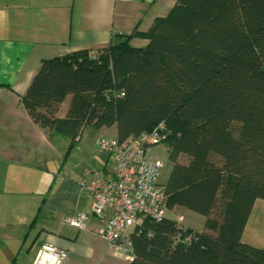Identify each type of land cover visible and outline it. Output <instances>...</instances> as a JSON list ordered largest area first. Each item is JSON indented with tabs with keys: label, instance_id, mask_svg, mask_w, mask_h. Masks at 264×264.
Instances as JSON below:
<instances>
[{
	"label": "trees",
	"instance_id": "16d2710c",
	"mask_svg": "<svg viewBox=\"0 0 264 264\" xmlns=\"http://www.w3.org/2000/svg\"><path fill=\"white\" fill-rule=\"evenodd\" d=\"M113 38L41 60L21 97L28 115L69 147L87 126L122 140L163 124L167 207L203 216V230L146 219L129 264H264V248L242 241L264 199V0H176L148 30Z\"/></svg>",
	"mask_w": 264,
	"mask_h": 264
},
{
	"label": "crops",
	"instance_id": "0c3cea01",
	"mask_svg": "<svg viewBox=\"0 0 264 264\" xmlns=\"http://www.w3.org/2000/svg\"><path fill=\"white\" fill-rule=\"evenodd\" d=\"M175 1L0 0V264H35L45 244L67 252L62 264H115L96 234L103 223L90 215L91 198L81 185L90 179L87 170L112 171V160L92 157L89 144L100 134L116 137L115 127L87 126L69 147V137L31 119L21 97L41 60L107 46L115 34L146 31ZM146 43L129 41L134 47ZM70 97L58 105L56 118L65 117ZM89 127L95 131L86 136ZM74 153L91 169L78 172ZM78 212L88 214L82 230L64 222Z\"/></svg>",
	"mask_w": 264,
	"mask_h": 264
},
{
	"label": "built area",
	"instance_id": "2783aa9c",
	"mask_svg": "<svg viewBox=\"0 0 264 264\" xmlns=\"http://www.w3.org/2000/svg\"><path fill=\"white\" fill-rule=\"evenodd\" d=\"M163 128L159 123L148 132L122 140L102 134L96 136L94 146L112 160L113 169L109 174L87 170L90 179L81 184L91 198L90 215L103 223L96 230L97 236L106 242L114 257L128 263L133 259L132 234L139 231L144 220L160 221L169 217L167 195L164 186L158 184L163 162L146 156L150 147L162 143ZM79 136H75L74 142ZM173 219L183 226L181 216ZM87 221L88 214L82 212L64 219L77 230L85 229ZM189 235L184 240L188 241ZM66 257L65 250L45 244L35 264H62Z\"/></svg>",
	"mask_w": 264,
	"mask_h": 264
},
{
	"label": "rangeland",
	"instance_id": "374dc122",
	"mask_svg": "<svg viewBox=\"0 0 264 264\" xmlns=\"http://www.w3.org/2000/svg\"><path fill=\"white\" fill-rule=\"evenodd\" d=\"M142 46L144 45L142 44ZM94 131L95 129L89 127L84 130V133L86 132V136H87L88 134ZM89 147L91 148L90 150L92 152V157L93 155L99 156V154L105 155L104 153H101L94 146V144L93 146L89 144ZM146 156L148 158H157L163 162V168L161 170V173L158 179V184L160 186H165L168 175L172 168V164L168 159L166 145L164 143H159L153 147H150L147 151ZM109 162L111 163V161ZM72 165L76 167L77 171L80 173H83L85 169H91L92 167L91 165H89L87 161H85V158L81 157L80 155H77V153H74L73 155ZM168 215L171 218L181 216L182 225L195 229L197 231L203 230V224H204L205 218L199 214H196L194 212H191V211H188L182 208H174L169 212ZM242 241L250 245H253L255 247L264 248V199H257V203L252 211L251 218L243 233ZM23 252L25 253V250ZM22 253L20 252L21 255ZM20 254H19V257H20ZM110 261L115 264H129L128 262L124 261L122 258L113 257V255L111 256Z\"/></svg>",
	"mask_w": 264,
	"mask_h": 264
}]
</instances>
